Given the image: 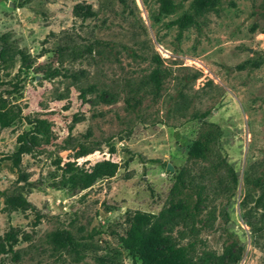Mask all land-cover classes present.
<instances>
[{"label":"rangeland","instance_id":"obj_1","mask_svg":"<svg viewBox=\"0 0 264 264\" xmlns=\"http://www.w3.org/2000/svg\"><path fill=\"white\" fill-rule=\"evenodd\" d=\"M193 5L0 0V110L21 113L0 127V244L14 235L0 264H139L121 242L135 211L164 212L166 241L192 243L196 264H264V0H218L177 39L169 24ZM25 116L49 133L21 156L19 181L5 159ZM208 124L220 130L209 160H191Z\"/></svg>","mask_w":264,"mask_h":264},{"label":"trees","instance_id":"obj_2","mask_svg":"<svg viewBox=\"0 0 264 264\" xmlns=\"http://www.w3.org/2000/svg\"><path fill=\"white\" fill-rule=\"evenodd\" d=\"M218 3V0H194L193 13H184L178 17L175 21L171 22L170 26H176L177 39L181 38L182 32L195 22L194 16L201 13L205 9L214 7ZM170 5L165 4V8L168 9ZM73 14L82 19H87L94 16L91 6L76 4L73 7ZM10 51L4 45H0V65L6 63V54ZM20 52L17 51V54ZM154 87L157 89L160 86L158 79V73L153 74ZM0 84H4L0 81ZM87 90H82L83 96ZM106 93H101L100 99L104 101ZM1 103H4V99H0ZM0 110V127L7 128L11 126L18 118H20V110L15 105H10L7 109ZM14 108H16L14 110ZM207 112L199 115H194L193 118L203 119L207 116ZM23 120L31 126L29 131H25L16 137V143L18 144L17 150L11 155L7 156L5 160L11 161L13 168L20 172L19 166L21 163V156L23 154H29L32 152L33 146L37 144L39 140H48L49 123L44 119H31L28 116L22 117ZM208 129L213 131L208 135L199 136L191 145L188 152V157L191 160H209L210 145L220 135L219 128L214 124H208ZM87 154L86 151H82L79 156ZM111 166L110 174L114 173L115 165ZM233 182H236V177L232 176ZM17 180L25 181L26 176L21 172L18 174ZM22 203H26L21 199ZM28 204V203H26ZM177 204L172 202L167 209V213H171L177 209ZM14 206V204H13ZM29 206V205H28ZM36 221L40 220V216L37 214ZM163 220V221H161ZM166 220V214L163 212L158 215L143 213L135 211L131 213L128 221L129 228L128 234L125 238L121 239V242L125 249L130 251L134 257L139 261V264H196L190 257V252L193 248L192 243L181 245L175 242L166 241V237L163 235V224ZM14 235L12 233H6L3 237V243L0 244V254L12 253V242ZM53 242L60 246L66 247L72 243V236L67 231H55L51 235ZM7 246V250L5 249ZM136 264V263H135ZM215 264V263H214Z\"/></svg>","mask_w":264,"mask_h":264},{"label":"water","instance_id":"obj_3","mask_svg":"<svg viewBox=\"0 0 264 264\" xmlns=\"http://www.w3.org/2000/svg\"><path fill=\"white\" fill-rule=\"evenodd\" d=\"M167 170H169V171H170V170H171V168H170L169 166H167Z\"/></svg>","mask_w":264,"mask_h":264}]
</instances>
